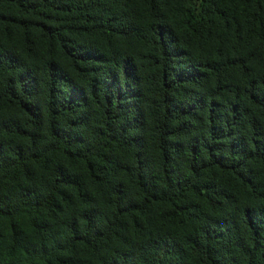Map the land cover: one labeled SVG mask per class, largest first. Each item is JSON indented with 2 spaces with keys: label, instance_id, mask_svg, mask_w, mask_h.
Returning a JSON list of instances; mask_svg holds the SVG:
<instances>
[{
  "label": "trees",
  "instance_id": "trees-1",
  "mask_svg": "<svg viewBox=\"0 0 264 264\" xmlns=\"http://www.w3.org/2000/svg\"><path fill=\"white\" fill-rule=\"evenodd\" d=\"M0 264H264V0H0Z\"/></svg>",
  "mask_w": 264,
  "mask_h": 264
}]
</instances>
